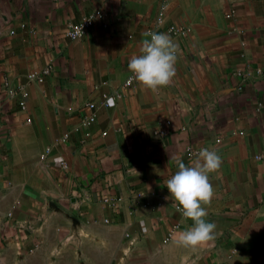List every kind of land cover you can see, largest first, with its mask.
<instances>
[{"label":"crops","instance_id":"crops-1","mask_svg":"<svg viewBox=\"0 0 264 264\" xmlns=\"http://www.w3.org/2000/svg\"><path fill=\"white\" fill-rule=\"evenodd\" d=\"M152 31L179 45L176 73L125 86ZM258 69L264 0H0V264H264ZM203 148L222 161L202 205L216 236L185 247L167 179Z\"/></svg>","mask_w":264,"mask_h":264},{"label":"clouds","instance_id":"clouds-1","mask_svg":"<svg viewBox=\"0 0 264 264\" xmlns=\"http://www.w3.org/2000/svg\"><path fill=\"white\" fill-rule=\"evenodd\" d=\"M142 42L140 54L128 62L129 70L146 88L153 91L167 86L176 73L179 45L164 32L152 31ZM220 155L208 148L199 151L195 163L186 165L176 161L177 171L167 179L170 196L177 202L183 215L193 221L192 226L180 233L177 243L197 247L216 236V224L206 219L203 204L213 196L209 174L221 167Z\"/></svg>","mask_w":264,"mask_h":264},{"label":"built area","instance_id":"built-area-1","mask_svg":"<svg viewBox=\"0 0 264 264\" xmlns=\"http://www.w3.org/2000/svg\"><path fill=\"white\" fill-rule=\"evenodd\" d=\"M102 14L101 13H95V14H90L88 15L87 17L83 18L80 22L78 23H75V24H69L68 25V28L66 30V35L70 38V39H78V38H81L85 33L86 31L91 27L93 26L94 22H95V19L100 17L102 18ZM161 17H162V13L159 14L158 16V20H161ZM103 25H106L104 22L102 23ZM175 29L171 28V31L173 32ZM50 72V67H45L44 69H42L39 73L37 74H32L31 75V78H35L36 80L38 81H43L44 79V76L49 74ZM257 73L259 75H262L264 76V69H258L257 70ZM135 79V76L134 74L132 73L125 81H124V85L125 86H130L131 83L134 81ZM103 98V104L105 106L108 105V101H107V97L106 95H103L102 96ZM20 105L23 107L24 106V103L23 102H20ZM87 107L91 110H93L95 108V103L94 102H88L87 103ZM87 120L88 121H94L95 119V115L94 113H91L90 115H88L87 117ZM105 133V132H104ZM103 133V134H104ZM67 135H64V138H66ZM63 166H65V164L63 163L62 164ZM103 202L105 203H112V199L109 198V197H104L103 199Z\"/></svg>","mask_w":264,"mask_h":264}]
</instances>
